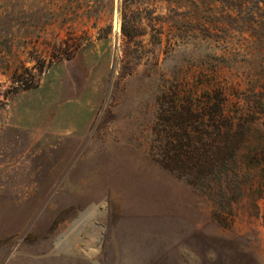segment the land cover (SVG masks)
Returning <instances> with one entry per match:
<instances>
[{
  "label": "rangeland",
  "instance_id": "rangeland-1",
  "mask_svg": "<svg viewBox=\"0 0 264 264\" xmlns=\"http://www.w3.org/2000/svg\"><path fill=\"white\" fill-rule=\"evenodd\" d=\"M17 185L48 214L6 218L0 264H264V0H0Z\"/></svg>",
  "mask_w": 264,
  "mask_h": 264
},
{
  "label": "crops",
  "instance_id": "crops-1",
  "mask_svg": "<svg viewBox=\"0 0 264 264\" xmlns=\"http://www.w3.org/2000/svg\"><path fill=\"white\" fill-rule=\"evenodd\" d=\"M47 138L49 142L55 140V136L53 135H49L47 136ZM30 140V142H33L37 146H39L44 145L45 138L42 139V137L39 138V136L34 135V137ZM30 175L31 177H29L26 181L24 180L23 184L40 185L44 183L42 179L43 175L39 174L35 168L31 169ZM16 183L18 182H15L14 184ZM34 191V196H32L31 198H23V196H20L22 194V189L20 188V185L14 187L11 190L12 194L10 195L0 192V235H2L3 233H10L13 225H16L17 222H20L11 219L12 223L8 225L6 221L7 217H14V219L28 217L33 218L43 217L48 214L46 212L48 210L45 209L43 191H37L36 189Z\"/></svg>",
  "mask_w": 264,
  "mask_h": 264
},
{
  "label": "trees",
  "instance_id": "trees-1",
  "mask_svg": "<svg viewBox=\"0 0 264 264\" xmlns=\"http://www.w3.org/2000/svg\"><path fill=\"white\" fill-rule=\"evenodd\" d=\"M182 133H179V132H175L172 134V137H175L177 139V142H180L178 146V151H175L174 150V153H175V158L179 161H181L182 159H180V156H184V158L186 160H189V161H192V160H199L201 159V157H206L208 158L209 155H211L212 153H207V151L205 152V154H203L200 149L198 148V146H195V147H189L191 144L193 146L194 144V141H195V136H192L191 134H189L186 130V128H183L182 130ZM182 136L187 138L188 140V143H183L182 141ZM191 141V142H190ZM190 142V143H189ZM197 142H199V140L197 139ZM224 146L225 145H222L220 147H223L224 149ZM222 148H219V151L216 152V154L218 155V157L222 158V156L224 155V151H223ZM213 169V168H212ZM174 170V169H173Z\"/></svg>",
  "mask_w": 264,
  "mask_h": 264
}]
</instances>
